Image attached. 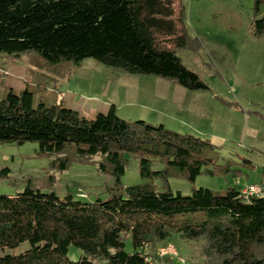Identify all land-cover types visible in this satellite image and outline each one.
Instances as JSON below:
<instances>
[{
    "label": "trees",
    "instance_id": "trees-1",
    "mask_svg": "<svg viewBox=\"0 0 264 264\" xmlns=\"http://www.w3.org/2000/svg\"><path fill=\"white\" fill-rule=\"evenodd\" d=\"M263 2L255 1L257 12ZM255 34L264 36V17ZM199 45L188 33L181 0H0V52L32 54L46 67L78 68L94 59L189 91L208 90L179 55ZM0 143H36L40 155L71 148L80 158L100 156V171L114 179L105 199L60 196L30 182L22 192L0 195V264H150L146 247L175 236L203 240L213 264H264V197L246 199L236 184L190 195L158 191L152 183L122 187L131 158L142 179L195 181L214 164L208 153L215 147L199 137L124 120L115 106L93 118L44 103L35 109L27 90L0 104ZM155 162L163 169L154 170ZM68 167L67 160L59 165ZM24 243L29 248L20 254L5 252ZM70 247L83 252L79 260L68 258Z\"/></svg>",
    "mask_w": 264,
    "mask_h": 264
},
{
    "label": "rangeland",
    "instance_id": "rangeland-1",
    "mask_svg": "<svg viewBox=\"0 0 264 264\" xmlns=\"http://www.w3.org/2000/svg\"><path fill=\"white\" fill-rule=\"evenodd\" d=\"M255 1L181 0L188 33L200 45L179 55L208 90L189 91L172 81L129 74L94 59L84 60L78 68L67 62L52 68L32 54L0 52V104L10 93L20 96L29 90L35 109L44 103L87 116L89 111L106 113L115 106L124 120L164 125L215 147L208 153L214 164L204 167L193 182L185 177L142 179L139 161L131 158L123 188L152 183L158 191L170 188L190 195L198 188L223 193L238 181L241 186L264 187V36L255 34V22L264 17V2L257 12ZM38 149L36 143H0V195L22 192L30 182L60 196L68 192L85 200L108 196L114 179L100 171L102 157L80 158L71 148L59 155H40ZM65 160L69 167L63 171L59 165ZM4 169L9 170L6 177L1 175ZM153 169L162 170L163 165L155 162ZM169 244L171 250L163 253ZM28 248L24 243L5 252L20 254ZM145 251L150 264H213L203 240L175 236ZM82 255L70 247V260Z\"/></svg>",
    "mask_w": 264,
    "mask_h": 264
},
{
    "label": "built area",
    "instance_id": "built-area-1",
    "mask_svg": "<svg viewBox=\"0 0 264 264\" xmlns=\"http://www.w3.org/2000/svg\"><path fill=\"white\" fill-rule=\"evenodd\" d=\"M236 185L240 187V192L246 199L252 197H264V187L262 185L241 186L240 181L236 182ZM171 248L172 245L169 244L162 252L167 253L169 250H171Z\"/></svg>",
    "mask_w": 264,
    "mask_h": 264
},
{
    "label": "crops",
    "instance_id": "crops-1",
    "mask_svg": "<svg viewBox=\"0 0 264 264\" xmlns=\"http://www.w3.org/2000/svg\"><path fill=\"white\" fill-rule=\"evenodd\" d=\"M103 114H105V113L99 112L97 110H92L91 112L89 111L87 113V117L93 118V117H96L98 115H103Z\"/></svg>",
    "mask_w": 264,
    "mask_h": 264
}]
</instances>
